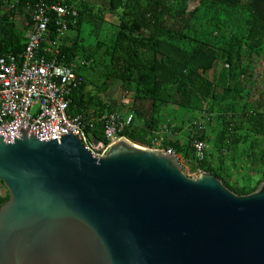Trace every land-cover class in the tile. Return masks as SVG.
<instances>
[{
	"label": "trees",
	"instance_id": "16d2710c",
	"mask_svg": "<svg viewBox=\"0 0 264 264\" xmlns=\"http://www.w3.org/2000/svg\"><path fill=\"white\" fill-rule=\"evenodd\" d=\"M41 1L79 9L59 49L61 60L76 63L84 77L70 114L84 116L90 136L106 141L104 116L128 108L134 118L120 136L153 147L161 134L177 133L163 137L158 149L172 150L191 173L211 172L242 195L258 189L264 181V0H0V57L23 59ZM57 29L52 21L50 39ZM114 83H121L130 106L107 98ZM205 114L201 128L195 122ZM195 140L207 143L202 161ZM9 198L0 181V208Z\"/></svg>",
	"mask_w": 264,
	"mask_h": 264
},
{
	"label": "water",
	"instance_id": "95a60500",
	"mask_svg": "<svg viewBox=\"0 0 264 264\" xmlns=\"http://www.w3.org/2000/svg\"><path fill=\"white\" fill-rule=\"evenodd\" d=\"M0 137V264H264V181L238 194L172 150Z\"/></svg>",
	"mask_w": 264,
	"mask_h": 264
},
{
	"label": "built area",
	"instance_id": "2783aa9c",
	"mask_svg": "<svg viewBox=\"0 0 264 264\" xmlns=\"http://www.w3.org/2000/svg\"><path fill=\"white\" fill-rule=\"evenodd\" d=\"M78 17L76 5L37 3L23 59L19 61L14 54L0 57V137L5 142L23 127L38 129L36 137L42 141L77 134L85 147L100 158L113 144L125 139L120 132L132 122V113L123 115L113 111L104 116L106 141H97L87 133L82 114H70L73 93L83 84L84 77L76 72V63L61 60L59 46ZM52 21L58 27L55 40L48 37ZM44 43L51 45V49L43 48ZM209 117L205 114L195 123L202 128ZM161 142L162 139H155L153 144L161 145ZM193 148L197 159L204 160L207 143L195 140Z\"/></svg>",
	"mask_w": 264,
	"mask_h": 264
},
{
	"label": "rangeland",
	"instance_id": "374dc122",
	"mask_svg": "<svg viewBox=\"0 0 264 264\" xmlns=\"http://www.w3.org/2000/svg\"><path fill=\"white\" fill-rule=\"evenodd\" d=\"M97 2H98V3H101V2L105 3V0H97ZM111 17H112V16H111ZM112 18H113L114 20H116L115 17H112ZM116 21H118V20H116ZM260 65H261V64H260ZM107 98H108V99H114L119 105H121V104H127L128 106L131 105V98H130V97H126V96H124V92H123V90H122V88H121V83H114V84H113L112 88H111L110 91L107 93ZM121 113L125 115V114H130L131 112L129 111L128 108H124V109L122 110ZM166 134H168V136H169L170 138H172V139H175L176 137H179L177 133L165 132V133L161 134L162 138H163L164 136H166ZM125 139H126V140H129V141H131V142H133V143H135V144H137V145H138V144H141V143H139V142L132 141V140H130V139H128V138H125ZM181 162H182L184 168H185L187 171H189V169H188V167L185 165L183 159H181ZM189 172H190V171H189ZM190 173H191V172H190ZM191 174H192V175H195V174H197V173H191Z\"/></svg>",
	"mask_w": 264,
	"mask_h": 264
},
{
	"label": "crops",
	"instance_id": "0c3cea01",
	"mask_svg": "<svg viewBox=\"0 0 264 264\" xmlns=\"http://www.w3.org/2000/svg\"><path fill=\"white\" fill-rule=\"evenodd\" d=\"M89 1H90V2H96V3H98L97 0H89ZM107 19L112 20L113 22H116V20H114L110 15H107ZM1 28H2V24L0 23V31H1ZM70 34H72L71 31H69V32L65 35V37H67V36L70 35ZM45 48H47V49H51V45L46 44ZM164 137L170 138V137L168 136V134H166V136H164ZM161 139H162V136H161ZM171 139H172V138H171Z\"/></svg>",
	"mask_w": 264,
	"mask_h": 264
},
{
	"label": "bare ground",
	"instance_id": "6f19581e",
	"mask_svg": "<svg viewBox=\"0 0 264 264\" xmlns=\"http://www.w3.org/2000/svg\"><path fill=\"white\" fill-rule=\"evenodd\" d=\"M27 16V15H26ZM52 25V24H51ZM123 140H125V141H127V142H130L129 140H126V139H123Z\"/></svg>",
	"mask_w": 264,
	"mask_h": 264
}]
</instances>
